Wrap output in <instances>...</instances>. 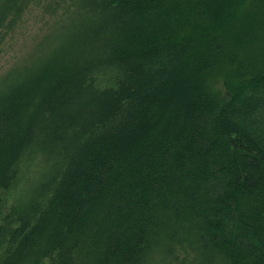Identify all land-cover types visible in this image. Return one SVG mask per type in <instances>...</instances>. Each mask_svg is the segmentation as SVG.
<instances>
[{"label": "trees", "instance_id": "1", "mask_svg": "<svg viewBox=\"0 0 264 264\" xmlns=\"http://www.w3.org/2000/svg\"><path fill=\"white\" fill-rule=\"evenodd\" d=\"M45 9L0 80V264H264V0Z\"/></svg>", "mask_w": 264, "mask_h": 264}, {"label": "rangeland", "instance_id": "2", "mask_svg": "<svg viewBox=\"0 0 264 264\" xmlns=\"http://www.w3.org/2000/svg\"><path fill=\"white\" fill-rule=\"evenodd\" d=\"M51 0H36L12 30L0 32V80L10 71L38 58L47 50L45 41L67 20L60 9L54 14L45 9ZM217 87H223L217 83Z\"/></svg>", "mask_w": 264, "mask_h": 264}]
</instances>
